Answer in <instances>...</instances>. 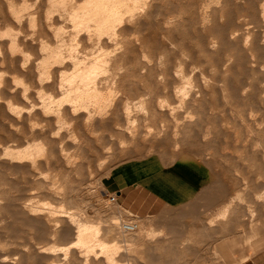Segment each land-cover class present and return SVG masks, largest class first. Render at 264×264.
Wrapping results in <instances>:
<instances>
[{
  "label": "rangeland",
  "instance_id": "obj_1",
  "mask_svg": "<svg viewBox=\"0 0 264 264\" xmlns=\"http://www.w3.org/2000/svg\"><path fill=\"white\" fill-rule=\"evenodd\" d=\"M35 1L28 2L29 11L36 10L31 5ZM110 1H117L114 4L119 11H133L135 17L123 21L125 28L121 26L129 27V36L122 38L132 50L123 57L126 61L119 72L115 71L117 81L110 82L112 88L109 86L117 92L120 106L128 101V112H118L119 118L124 112L128 114L129 121L125 117L118 124L117 115L108 112L112 119L108 114L106 118L114 120L110 127L94 132L89 126L90 142L80 144L84 154L66 169L64 162L62 168L53 171L46 172L44 166L43 172L36 171L38 177L32 175L33 180L31 173H14L7 168L5 174L0 170L3 184L17 185L10 190L13 202L21 205L22 198L38 192L32 188L35 178H60L67 170L74 188L65 195L69 203L61 206L75 215L74 221L97 223L98 217H112L140 224L132 245L117 244L113 255L116 264H124L127 257L130 264H264V0ZM57 124L36 128L52 130L55 139L74 132L73 123H59V129L55 128ZM6 131L11 137L10 130ZM1 133L0 140H12ZM73 147L76 155L78 151ZM130 161L147 162L151 170L174 167L190 175L198 184L195 197L153 217L136 218L124 212L105 192L102 181L114 167ZM47 199L45 203L57 204L52 208L59 207L55 202L58 200ZM18 204L16 209L9 205L8 210L14 211L0 214V261L41 264L36 249L43 251L59 243L61 247L62 243L50 238L51 243L41 236L45 224L35 233L26 223L30 216L25 212L16 217L21 209ZM13 212L17 214L11 215ZM147 223L156 228L164 226L165 231L154 233ZM158 234L164 237H151L147 242L149 235ZM125 246L130 249L128 255ZM34 251L37 255H32ZM96 254L99 256V251ZM57 255L65 261L64 254Z\"/></svg>",
  "mask_w": 264,
  "mask_h": 264
},
{
  "label": "bare ground",
  "instance_id": "obj_2",
  "mask_svg": "<svg viewBox=\"0 0 264 264\" xmlns=\"http://www.w3.org/2000/svg\"><path fill=\"white\" fill-rule=\"evenodd\" d=\"M28 2L30 0H0V130H4L2 133H5L8 129L10 134L12 133V140L10 139L8 142L6 141L8 131L4 135L0 132L2 136H6V140H0V170L2 172L8 168L7 170L11 169L14 173H31L30 178L32 179V175L35 173L37 175L38 170L41 172L44 166H46L47 172L58 167L62 168L63 162L64 169L75 163V159L84 154L82 152L84 149L80 144L86 143L85 145H87L90 142L87 140V137L89 138L88 129H90L88 127L91 126L95 132L97 129L102 130L106 126H111L114 120L108 119L110 117L108 112L117 115V123H120L125 117V120L129 121L128 114L125 113L127 109L129 110L128 101L123 102L122 107L120 106L117 92L115 89L111 90L113 86L110 82L114 84V81H117L115 71L122 67L121 64L126 59L123 57L126 56L127 51L132 50H128V41L125 39L126 42L122 38L129 33H126V29L129 27L122 29V27L125 28V25L122 26V24L127 19L132 20L134 12L128 11V9L119 11L116 9L118 5L115 8L114 4H118L117 1L111 2L110 0H36L34 4H31L36 6L35 11L28 10ZM131 20L130 22H132ZM130 22L128 21L129 24ZM125 36L124 38L129 34ZM131 40L129 38V41ZM132 44L138 45L137 42H132ZM115 84L117 83L115 82ZM15 105L20 107H14ZM121 109L126 111L124 117L121 114L119 118L118 111ZM107 114L108 118H106ZM53 123H58L55 128L60 124L63 126L73 123L74 132L71 133L72 130H70L71 135L64 136L63 134L61 138L57 137L58 141H56L57 138L55 139L54 135H51L52 130L37 129L40 124L51 127ZM41 127L43 128V125ZM17 132H20L21 136H18ZM62 132L65 131L62 130ZM9 137L7 138L9 139ZM71 147L78 151L76 155L73 154ZM78 166L82 170L83 166L80 163ZM68 174V171L65 170L60 178L59 175L51 180L47 176L38 180L35 178L33 182L31 181L34 183L32 188L35 187L34 189L38 192H35V195L22 198L21 202L24 201L21 205L18 202L20 199H17L19 203L17 204L22 210L18 211L17 207L16 217L22 216V213L20 215L19 212H25L30 216V220L27 218L26 223L33 230L35 229V233H39L38 227L45 224L44 230L42 229L44 233L41 236L48 237L49 242L57 240L62 243L61 247L60 243L57 245L59 248L55 245L47 247L48 249L44 248L43 251H39L37 248L36 251L39 253L34 251L31 252L32 255L35 252L36 255L40 254L38 259L41 264H66V260H70V264H72L71 261L76 264L78 261L81 264H116L113 255L117 253V244L132 245L136 240L140 224L132 221L125 223L126 220L121 222L124 219L119 221L120 219L112 217L108 220L98 217L97 223L86 220L74 221L75 215L63 211L61 206L64 202L67 205L68 201L64 200L65 195L74 188L73 181L67 178ZM1 175L3 174H0L2 179ZM12 184L7 183V189H5L7 186L3 184V181L0 184V186L5 185V188L1 189L0 187V214L12 211L13 209L8 210L9 205L11 208L17 205L13 202L15 200L12 199L13 196L10 195V190L12 192L17 185ZM47 198L58 200L55 202L59 204V207L55 208L57 204L56 206L53 204L55 207L52 208L51 203H45ZM66 199L68 198L66 197ZM10 214L16 215L14 212ZM22 221L24 223V220ZM6 226L8 227V224ZM151 237L158 240L164 236L161 234L149 235L146 238L147 242ZM1 239L4 238L1 237ZM2 243L6 242L3 240ZM0 246L2 247L1 240ZM31 248H34V245ZM97 250L99 256H96ZM129 250L125 246L127 255ZM59 252L64 254V262L59 260L57 255ZM102 254L103 258H101ZM130 261L127 257L122 262L130 264ZM15 263L17 264V261Z\"/></svg>",
  "mask_w": 264,
  "mask_h": 264
},
{
  "label": "crops",
  "instance_id": "obj_3",
  "mask_svg": "<svg viewBox=\"0 0 264 264\" xmlns=\"http://www.w3.org/2000/svg\"><path fill=\"white\" fill-rule=\"evenodd\" d=\"M102 186L115 203L136 218L159 215L168 208L189 203L198 190L197 182L174 167L151 170L147 162L130 161L114 167L103 178ZM154 233L164 230L147 223Z\"/></svg>",
  "mask_w": 264,
  "mask_h": 264
},
{
  "label": "built area",
  "instance_id": "obj_4",
  "mask_svg": "<svg viewBox=\"0 0 264 264\" xmlns=\"http://www.w3.org/2000/svg\"><path fill=\"white\" fill-rule=\"evenodd\" d=\"M113 200H114V197H113Z\"/></svg>",
  "mask_w": 264,
  "mask_h": 264
}]
</instances>
